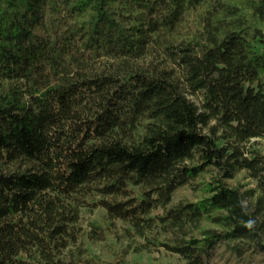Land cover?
<instances>
[{
    "label": "trees",
    "instance_id": "obj_1",
    "mask_svg": "<svg viewBox=\"0 0 264 264\" xmlns=\"http://www.w3.org/2000/svg\"><path fill=\"white\" fill-rule=\"evenodd\" d=\"M257 138L264 0H0V264L264 254Z\"/></svg>",
    "mask_w": 264,
    "mask_h": 264
},
{
    "label": "rangeland",
    "instance_id": "obj_2",
    "mask_svg": "<svg viewBox=\"0 0 264 264\" xmlns=\"http://www.w3.org/2000/svg\"><path fill=\"white\" fill-rule=\"evenodd\" d=\"M254 145L264 151V138L254 139ZM235 180L252 184L250 178L244 177V172L239 173ZM193 194L190 186H182L175 193L174 200L186 195L192 196ZM86 215L88 219L102 220L104 211L98 208L94 211L86 212ZM88 219L84 222L85 226H88ZM121 234L119 232L115 234L109 233L105 241H88L91 254L96 261L95 264H127L126 262L129 264H188L180 255L168 252L163 248L142 252L129 251L126 253L127 240ZM203 264H264V254L254 253L238 257L227 241H221L212 253L205 258Z\"/></svg>",
    "mask_w": 264,
    "mask_h": 264
}]
</instances>
